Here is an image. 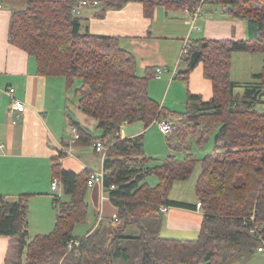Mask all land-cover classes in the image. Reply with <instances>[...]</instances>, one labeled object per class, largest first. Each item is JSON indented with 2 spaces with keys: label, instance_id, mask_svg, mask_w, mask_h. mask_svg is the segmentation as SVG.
<instances>
[{
  "label": "trees",
  "instance_id": "16d2710c",
  "mask_svg": "<svg viewBox=\"0 0 264 264\" xmlns=\"http://www.w3.org/2000/svg\"><path fill=\"white\" fill-rule=\"evenodd\" d=\"M25 1V9L11 13L9 41L35 60L39 76L63 78L68 88L79 83L75 89L78 107L97 122L101 135L95 137L74 123L79 136L76 145L86 147L100 141L108 148L103 169L110 172L103 190L117 213L87 237L74 236L75 226L87 218L90 172L64 170L59 163L61 153L52 161L51 178L60 181L62 197L69 200L53 196V231L29 240L26 215L31 195L25 194L13 201L0 197V236L16 239L19 254L26 249V264H58L63 257L65 264H215L214 260L227 253L221 262L226 264L235 256L254 253L260 241L248 232L255 224L264 228V0L202 2L201 10L207 3L215 4L229 16L246 21L247 37L190 38L186 42L187 52L180 60L187 69L170 79L186 83L188 75L201 65L212 94L203 101L187 92L184 112L166 111L149 96V82L157 81L156 67L138 76L135 58L119 46L117 37L81 31V19L72 12L79 0ZM131 1L143 6L147 18L157 7L183 12L186 8L194 11L201 3L98 0L101 9L97 16ZM234 53L262 54L263 70L252 75L253 81L240 85L231 80ZM238 87L244 89L239 96L235 93ZM161 120H167L172 128L171 136H166L170 153L161 163L147 166L152 159L144 157L143 134L124 139L120 135L135 124L145 130ZM170 121H181L183 127L175 134ZM209 135L214 138V152L201 159L194 157L188 141L196 138L201 146ZM182 151L185 156L179 160L176 154ZM197 163L201 170L194 186L196 203L169 200L175 182L189 179ZM149 176L157 179L153 187L145 183ZM161 207L167 212H160ZM170 208L203 213L196 240L160 237L163 217ZM130 226L138 235L126 234ZM75 240L79 246L68 253L69 242Z\"/></svg>",
  "mask_w": 264,
  "mask_h": 264
},
{
  "label": "crops",
  "instance_id": "0c3cea01",
  "mask_svg": "<svg viewBox=\"0 0 264 264\" xmlns=\"http://www.w3.org/2000/svg\"><path fill=\"white\" fill-rule=\"evenodd\" d=\"M1 4L0 197L13 201L20 195H31L27 202L26 228L32 239L38 235H47L54 229L56 211L52 206L54 194L50 190L53 159L63 153L59 159L60 165L74 174L98 172L103 169L104 160L95 151L94 145H76L74 123L91 131L83 124L90 121L78 107L76 84L68 88L63 78L39 76L35 60L9 41L11 13L25 9L26 1L2 0ZM209 5L211 6L202 7L200 17L195 22L197 29L190 28L183 12L168 11L163 7L155 8L151 18H147L143 6L135 1L128 2L117 10H107L102 17L97 16L101 5L80 8L77 17L81 19L82 32L117 37L119 46L135 58L138 76H144L148 69L155 67L167 69L168 72L161 80L149 82L148 94L166 111L177 112L174 109L177 105L186 103L182 97L186 98L187 92L199 95L203 101L209 100L212 94L211 84L203 77L201 65L188 75L186 83L180 78L170 79V71L175 69L179 73L187 69L186 63L180 60L183 44L190 38L244 40L247 37L246 21L229 16L222 7L219 9L213 7V4ZM176 80H181L183 85ZM166 82L170 83L169 88ZM10 88L14 89L13 97L25 105L16 125L10 123L8 114L11 97L7 91ZM171 89H176L178 99L170 97L168 101ZM167 118L171 120L170 117ZM94 126V132H91L98 137L101 135L100 130L97 125ZM145 130L140 124H135L128 127L120 137L133 138L143 134L144 152ZM105 195L103 186L99 184L88 189L87 204L94 208L98 217L90 229H76L78 233H83L77 235L74 232L78 239L87 237L101 222L114 219L117 209ZM61 198L69 200L67 196ZM202 221L203 213L198 209L170 208L163 217L160 235L165 239L189 240L199 235ZM130 230L138 232L134 226L126 229L127 232ZM13 247V238L0 236V264H7ZM24 251L26 249L22 253ZM22 253L19 254V261Z\"/></svg>",
  "mask_w": 264,
  "mask_h": 264
},
{
  "label": "rangeland",
  "instance_id": "374dc122",
  "mask_svg": "<svg viewBox=\"0 0 264 264\" xmlns=\"http://www.w3.org/2000/svg\"><path fill=\"white\" fill-rule=\"evenodd\" d=\"M207 6L204 7H209L211 5L209 4H205ZM213 7H219V9H221L219 5H212ZM263 56L260 53H255V54H249V53H234L232 55V59H231V80L241 84H245L248 82L253 81L252 79V74L254 73H259L263 70ZM172 72V71H170ZM180 81V82H179ZM176 82H178V84L183 85L181 83V80H176ZM78 82L76 83L75 88L78 86ZM166 86H168L167 88H169L170 83L166 82ZM184 90V88H183ZM243 88L242 87H238L237 89H235V93L238 95H241L243 93ZM74 91V89L72 90ZM185 92V90H184ZM238 95V96H239ZM170 97H173V99L177 98L178 96L176 95V89H171V91L169 92L168 95V101H170ZM184 98L183 100H185L184 102H186V98ZM176 99V100H177ZM178 102V101H177ZM186 109V105L184 104H180L177 105L175 107L174 110H176L177 112H184ZM258 111H262L261 109H258ZM71 112L74 114L73 109L71 108ZM87 117V116H86ZM87 119L90 121L89 123H83L85 126H87L92 132H94V124L97 125V122L90 118L87 117ZM176 120V119H174ZM171 123V121H170ZM173 129H175L174 133L176 134V129L183 127L181 121L176 122L175 123H171ZM94 126V127H93ZM158 124L154 123L151 126H149V128H147V131L144 134L145 139V151H144V157L150 158L149 156H152V161H150L147 166H152L154 164H159L161 163L167 156L169 153V148L168 145L166 143V136L163 135L162 133L160 134V132L158 131ZM173 133V132H172ZM171 136V135H170ZM188 147H191V153L194 155V157H197L199 159L203 158L204 156L208 155V154H212L214 152V138L213 136L211 137V135H209L208 139L206 140L205 143H203L201 146L198 145L196 143V138H193L192 140L190 139L188 141ZM147 155V156H146ZM102 156V155H101ZM177 159L182 160L184 158V151L179 152L176 154ZM103 159V158H102ZM201 170V166L199 163H197L194 172L192 173L191 177L185 181H178L175 182V184L173 185V188L171 189L168 198L170 200L173 201H187L189 203H195L196 202V197H195V193H194V186L195 183L197 181V178L199 176ZM145 183H147L149 186L153 187L157 184V179L154 176H149L145 179ZM107 196V194H106ZM62 197V195L60 196ZM64 198V197H63ZM166 215V214H165ZM164 215V216H165ZM96 217H98L96 215V212L94 211V208L92 206H88V213H87V218L86 221L84 223L78 224L77 226H75V234L77 235H82L83 233L80 232L78 233L76 230L78 227H86L88 229H90L92 227L93 224H95L96 222ZM127 235H137L138 232L137 231H133L130 230L128 232H126ZM161 238H165L162 237L160 235ZM198 237L195 236L194 238H191L189 240H196ZM29 239H31V236H29ZM167 239V238H166ZM177 240H181V239H177ZM14 242V247L13 249H11L9 256H8V262L7 264H26V251H24V253H22L21 255V261H19V248H18V241L16 239H13ZM68 252V251H67ZM69 253V252H68ZM229 255L227 253H223L222 254V258H217L216 260H214L215 264H221V262L223 261V258H227ZM63 258H61V260L59 261L58 264H65V262H63ZM122 264V263H119ZM226 264H264V253H258L257 251H255L252 254H248L245 256H235L233 258H230Z\"/></svg>",
  "mask_w": 264,
  "mask_h": 264
},
{
  "label": "built area",
  "instance_id": "2783aa9c",
  "mask_svg": "<svg viewBox=\"0 0 264 264\" xmlns=\"http://www.w3.org/2000/svg\"><path fill=\"white\" fill-rule=\"evenodd\" d=\"M1 1L2 0H0V9L2 8ZM203 1L204 0H201L200 5L196 9H194V11H190L188 8H186L183 11L185 18L188 20V25L190 26L191 29H197L195 27V22L198 16H200L201 5ZM97 6H98V0H79L78 5L72 9V12L74 15L77 16L80 8L97 7ZM186 49H187V46H186V43H184L181 49V52H180V58L186 54L187 52ZM167 72L168 70L163 67H156L155 68V74H156L155 78L157 80H160L162 79L163 75H165ZM176 75H177V72L175 71V69L172 72H170L171 78L175 77ZM7 93L11 97V102L9 104V110H8V114L10 117V123L12 125H16L21 118V113L25 109V105L24 103H22L21 101L13 97L14 89L12 88L8 89ZM157 124H158L160 132L163 135L168 136L172 133V128L167 120L158 121ZM73 132L75 134V139H78L79 136L75 128L73 129ZM94 149L97 153H100L102 155V158L104 160L106 151L108 148H106L102 142L97 141L94 145ZM109 172L110 171L105 170V169H101L98 172H91L89 179L87 181V187L91 188L93 185H96V184L103 186L104 178L106 175H108ZM113 189H114V186H111L110 190H113ZM50 190L54 194V197L58 198L62 195L61 183L58 179H52L50 183ZM104 197H106V195ZM197 206L199 207L200 205L198 204ZM160 212L166 213L167 209L161 207ZM250 219L253 220V217H251ZM114 221L116 222L117 220H114ZM248 233L252 236L257 237L260 241V244L256 248V251L258 253H264V228L255 224L254 227L251 228ZM79 244H80L79 240L70 241L68 244V252L72 251L75 247L79 246Z\"/></svg>",
  "mask_w": 264,
  "mask_h": 264
}]
</instances>
